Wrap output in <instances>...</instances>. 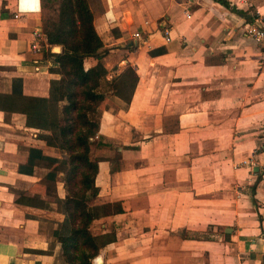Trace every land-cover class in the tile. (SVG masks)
Listing matches in <instances>:
<instances>
[{
	"label": "crops",
	"instance_id": "obj_1",
	"mask_svg": "<svg viewBox=\"0 0 264 264\" xmlns=\"http://www.w3.org/2000/svg\"><path fill=\"white\" fill-rule=\"evenodd\" d=\"M22 1L28 10L15 18L18 0H0V92L22 78L25 94L48 96L60 75L46 51L63 48L44 34L43 50H32L41 0ZM90 6L108 78L128 65L139 76L129 104H102L91 146L96 204L124 208L95 222L117 233L97 264H264V47L246 33L264 0ZM41 133L0 111V264H64L55 230L65 216L37 190L48 170L19 171L31 147L64 156ZM57 191L65 198L63 182Z\"/></svg>",
	"mask_w": 264,
	"mask_h": 264
},
{
	"label": "trees",
	"instance_id": "obj_2",
	"mask_svg": "<svg viewBox=\"0 0 264 264\" xmlns=\"http://www.w3.org/2000/svg\"><path fill=\"white\" fill-rule=\"evenodd\" d=\"M41 11L47 44L63 48L60 53L46 51L55 65L51 72L60 78L51 80L48 96L27 95L23 79H14L10 92H0V111L25 115L26 125L42 131L40 138L64 154L56 158L31 147L19 171L33 174L36 166L48 170L37 190L52 196L65 216L55 230L60 257L64 264H93L101 249L117 240L114 225L99 232L93 225L124 208L121 202L96 204L99 164L91 158V146L99 131L102 104L109 96L129 104L139 76L128 65L121 72L116 67V75L108 78V51L94 26L90 0H41ZM58 181L64 184L63 199L58 196Z\"/></svg>",
	"mask_w": 264,
	"mask_h": 264
},
{
	"label": "built area",
	"instance_id": "obj_3",
	"mask_svg": "<svg viewBox=\"0 0 264 264\" xmlns=\"http://www.w3.org/2000/svg\"><path fill=\"white\" fill-rule=\"evenodd\" d=\"M28 10L25 3L22 0H18L17 9L15 11L14 17L18 18L22 14V12ZM108 20L109 11L107 12ZM190 17V15H189ZM254 19L251 21L246 27V33L260 46L264 47V14L257 12L253 15ZM166 40L171 41L170 31H165ZM33 40L31 44V48L34 52H41L43 50V41H44V32L41 29H35L32 33ZM136 38H141L140 32L135 33Z\"/></svg>",
	"mask_w": 264,
	"mask_h": 264
},
{
	"label": "rangeland",
	"instance_id": "obj_4",
	"mask_svg": "<svg viewBox=\"0 0 264 264\" xmlns=\"http://www.w3.org/2000/svg\"><path fill=\"white\" fill-rule=\"evenodd\" d=\"M101 226H102V224H100V223L94 224L93 225V231L99 232L101 230V228H102Z\"/></svg>",
	"mask_w": 264,
	"mask_h": 264
},
{
	"label": "water",
	"instance_id": "obj_5",
	"mask_svg": "<svg viewBox=\"0 0 264 264\" xmlns=\"http://www.w3.org/2000/svg\"><path fill=\"white\" fill-rule=\"evenodd\" d=\"M58 51H60V50H58ZM98 262H99V259H95V260H94V263L97 264Z\"/></svg>",
	"mask_w": 264,
	"mask_h": 264
},
{
	"label": "bare ground",
	"instance_id": "obj_6",
	"mask_svg": "<svg viewBox=\"0 0 264 264\" xmlns=\"http://www.w3.org/2000/svg\"><path fill=\"white\" fill-rule=\"evenodd\" d=\"M101 260V259H100Z\"/></svg>",
	"mask_w": 264,
	"mask_h": 264
}]
</instances>
